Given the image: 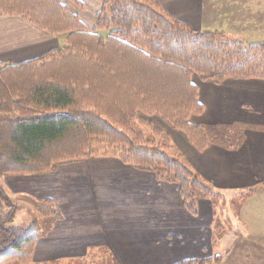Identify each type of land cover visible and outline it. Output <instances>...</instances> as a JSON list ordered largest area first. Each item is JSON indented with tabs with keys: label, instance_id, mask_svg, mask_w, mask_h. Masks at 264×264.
<instances>
[{
	"label": "trees",
	"instance_id": "trees-1",
	"mask_svg": "<svg viewBox=\"0 0 264 264\" xmlns=\"http://www.w3.org/2000/svg\"><path fill=\"white\" fill-rule=\"evenodd\" d=\"M66 1L82 9L80 0ZM100 1L96 27L90 29L64 0H0V18L24 19L66 43L32 61L0 64V178L115 158L175 184L187 211L196 215L194 197L199 191L213 196L210 185L184 157L170 158L161 129L150 123L161 139H146L132 125L141 116L158 117L200 152L210 145L240 149L244 125L190 123L204 112L193 77L214 84L264 80V43L193 31L156 2ZM25 199L42 221L14 226L19 205L0 186V264H29L41 238L61 219L51 201Z\"/></svg>",
	"mask_w": 264,
	"mask_h": 264
},
{
	"label": "crops",
	"instance_id": "crops-1",
	"mask_svg": "<svg viewBox=\"0 0 264 264\" xmlns=\"http://www.w3.org/2000/svg\"><path fill=\"white\" fill-rule=\"evenodd\" d=\"M146 1L158 3L193 31L221 32L243 43H264V0ZM86 7L85 18L91 15L95 25L102 4L93 11ZM8 23H18L30 38H5L8 44L0 49V59L24 56L27 62L59 48V37L26 20L0 19V28ZM193 83L204 108L201 116L190 118L193 125L242 124L246 130L245 141L236 151L210 145L200 152L188 143L184 152L190 164L215 193L243 203L264 197V80L227 79L214 84L193 77ZM0 184L11 195L38 203L51 201L61 216L41 238L34 264H88L95 252H101L100 256L110 252L112 264H177L214 254L212 243H199L200 225L195 226L199 218L187 211L175 184L158 181L154 173L117 159L89 158L42 175L0 178ZM251 189H256L254 195L242 196ZM181 215L192 217V223L175 229ZM241 216L250 226L248 233L264 237V230H255L249 223L254 214H246L244 208Z\"/></svg>",
	"mask_w": 264,
	"mask_h": 264
},
{
	"label": "rangeland",
	"instance_id": "rangeland-1",
	"mask_svg": "<svg viewBox=\"0 0 264 264\" xmlns=\"http://www.w3.org/2000/svg\"><path fill=\"white\" fill-rule=\"evenodd\" d=\"M80 2L83 4L82 9L76 4L64 0V4L68 6L69 10L77 15H82L86 6V8H89L90 11H93V7L96 8L99 6V3H101L100 0H80ZM83 14L84 16L82 15L80 17L85 21L90 29H94L96 27V23L94 25L90 21L91 15H89L88 18H85L86 14ZM97 31L103 36H107L108 34V31H105L102 28H98ZM7 37H14L17 40H24L30 38V34L28 31L26 32L25 30H22L18 23H8L6 26L0 28V49H3L8 44V41L5 39ZM59 40L61 41L59 42L58 47L63 48L66 45L65 39L63 37H59ZM26 59L29 58L24 56L19 58L10 56L9 59H0V61L4 62L1 63L2 65H8L20 64L23 61H26ZM194 80L202 81L197 76H194ZM150 123L155 125L156 128L161 129L169 139V142H167L168 144H166L169 148L168 150L170 158L179 160L180 156H182L189 162L184 152L186 150V146L189 143L187 141L188 139H185L187 137L182 132L173 130L158 117L141 116L133 123L132 129L138 133H142L146 139H151L156 136L158 140L161 139V136H159L157 133L153 134V129H150L149 127ZM163 143L165 144V142ZM0 186L2 185L0 184ZM211 191H213V189ZM6 192L12 199L13 203L19 205V210L16 213L15 222L13 223L14 226L27 228L31 226L36 220L42 221L39 212L36 209H31V205L26 204L28 203L25 199L26 197L20 196L19 194L11 195L7 190ZM213 193V196L206 197L205 192L199 191L196 193L193 200L195 209L197 211V214L194 216H198L199 218L195 221V226H198L197 224L199 223V228L201 230V239L199 243L201 246H208L210 243H212V246L214 247L213 255L211 254L206 258L202 256V258L198 259V261H214L216 258H219L220 260L222 259V261H224L222 264H264V237L261 236L256 238L252 233H248L246 227H248L249 224L247 222L244 224L243 217L241 216L243 209L245 208L246 214H254L252 222L249 220L251 226L254 227L255 230H264V197L258 198L256 201L249 200L247 203H243L242 200L231 197L230 195L226 197L215 192ZM252 209L253 212L249 211ZM213 212L215 213L214 216L210 217ZM191 218L192 217H188V215L179 216L176 219L178 222L174 223V228H181L186 224L192 223ZM154 222L157 223L158 220H154ZM101 254V252H95L92 254L88 264H112L110 252H105L102 256H100ZM218 255H220L221 258ZM220 263L212 262L209 264ZM29 264H34L33 260Z\"/></svg>",
	"mask_w": 264,
	"mask_h": 264
}]
</instances>
